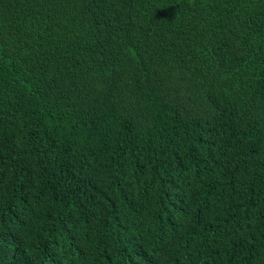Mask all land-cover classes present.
I'll list each match as a JSON object with an SVG mask.
<instances>
[{"label": "trees", "instance_id": "16d2710c", "mask_svg": "<svg viewBox=\"0 0 264 264\" xmlns=\"http://www.w3.org/2000/svg\"><path fill=\"white\" fill-rule=\"evenodd\" d=\"M0 264H264V0H0Z\"/></svg>", "mask_w": 264, "mask_h": 264}]
</instances>
